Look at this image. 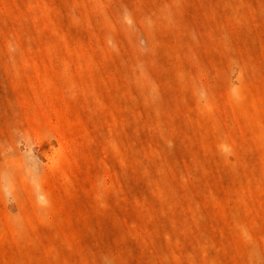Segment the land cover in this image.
I'll return each mask as SVG.
<instances>
[{
	"label": "rangeland",
	"instance_id": "374dc122",
	"mask_svg": "<svg viewBox=\"0 0 264 264\" xmlns=\"http://www.w3.org/2000/svg\"><path fill=\"white\" fill-rule=\"evenodd\" d=\"M0 264H264V0H0Z\"/></svg>",
	"mask_w": 264,
	"mask_h": 264
}]
</instances>
